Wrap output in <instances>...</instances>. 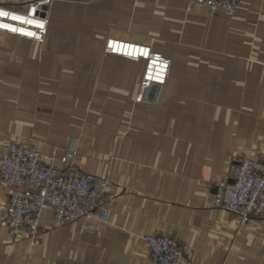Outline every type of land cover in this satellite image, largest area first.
<instances>
[{
    "label": "crops",
    "instance_id": "1",
    "mask_svg": "<svg viewBox=\"0 0 264 264\" xmlns=\"http://www.w3.org/2000/svg\"><path fill=\"white\" fill-rule=\"evenodd\" d=\"M44 7L42 42L0 30V154L8 140L31 142L57 167L105 176L111 198L102 219L43 212L37 243L0 219V264H157L149 232L177 240L176 264H264V214L240 224L212 201L233 160H264V0L232 12L190 0ZM109 36L170 58L153 100L135 101L145 61L105 52ZM9 187L0 176V216Z\"/></svg>",
    "mask_w": 264,
    "mask_h": 264
},
{
    "label": "built area",
    "instance_id": "2",
    "mask_svg": "<svg viewBox=\"0 0 264 264\" xmlns=\"http://www.w3.org/2000/svg\"><path fill=\"white\" fill-rule=\"evenodd\" d=\"M30 0L26 9H12L0 5V30L26 36L42 42L47 30L44 3ZM210 10L232 12L238 0H190ZM6 14V15H4ZM33 18L28 23L27 19ZM27 18V19H26ZM25 27L27 30H25ZM128 49L127 51L122 50ZM105 52L132 59H143L145 66L140 80L137 102L155 98L156 91L167 78L170 58L152 49L151 44L115 36L106 39ZM75 154L73 143L61 157L66 162ZM0 176L9 184L3 204L1 221L15 230H25L32 243L38 242L40 216L50 210L58 223L68 220L105 218L108 179L82 171L74 166L57 167L45 160L31 142L6 141L0 154ZM228 180L214 186L212 201L215 206L237 214L240 224L264 214V160L239 156L228 167ZM147 255L157 264H176L183 250L171 235L146 233L143 236ZM264 252V242H263Z\"/></svg>",
    "mask_w": 264,
    "mask_h": 264
},
{
    "label": "bare ground",
    "instance_id": "3",
    "mask_svg": "<svg viewBox=\"0 0 264 264\" xmlns=\"http://www.w3.org/2000/svg\"><path fill=\"white\" fill-rule=\"evenodd\" d=\"M27 19V18H26ZM28 23L31 24V22H33V18L32 17H29V19H27ZM26 28H29V27H25V30H27Z\"/></svg>",
    "mask_w": 264,
    "mask_h": 264
},
{
    "label": "snow or ice",
    "instance_id": "4",
    "mask_svg": "<svg viewBox=\"0 0 264 264\" xmlns=\"http://www.w3.org/2000/svg\"><path fill=\"white\" fill-rule=\"evenodd\" d=\"M4 15H6V14H4Z\"/></svg>",
    "mask_w": 264,
    "mask_h": 264
}]
</instances>
